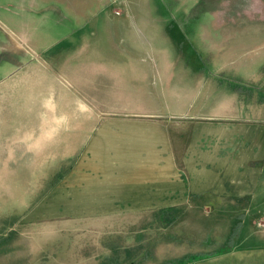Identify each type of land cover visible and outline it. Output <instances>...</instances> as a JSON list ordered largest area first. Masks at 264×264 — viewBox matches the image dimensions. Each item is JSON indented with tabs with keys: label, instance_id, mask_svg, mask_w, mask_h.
I'll use <instances>...</instances> for the list:
<instances>
[{
	"label": "crops",
	"instance_id": "obj_1",
	"mask_svg": "<svg viewBox=\"0 0 264 264\" xmlns=\"http://www.w3.org/2000/svg\"><path fill=\"white\" fill-rule=\"evenodd\" d=\"M74 2L0 0L9 24L0 30L8 54L0 63V177L5 167L29 191L30 182L56 178L29 219L90 230L88 257L96 256L97 230L122 217L138 242L157 225V264H264V95L228 88L216 76L223 64L208 63L211 73L168 58L157 15L136 20L138 47L108 43L113 19L97 27L103 15H94L85 42L61 45L71 34L63 33L50 53L51 32L70 24L62 19L78 21ZM116 21L124 34L126 18ZM135 52L142 71L128 79ZM158 66L178 69L160 95ZM238 217L242 237L227 244Z\"/></svg>",
	"mask_w": 264,
	"mask_h": 264
},
{
	"label": "rangeland",
	"instance_id": "obj_2",
	"mask_svg": "<svg viewBox=\"0 0 264 264\" xmlns=\"http://www.w3.org/2000/svg\"><path fill=\"white\" fill-rule=\"evenodd\" d=\"M74 3H77L75 15H79L78 21L62 19V22L70 24L64 26L62 33L57 30L51 32L54 34L50 40L53 38L56 46L50 53L58 51L57 38H61L63 33L71 34L61 45L85 42L84 35L88 33L84 31L93 27L94 15H103V21L96 22L97 27H103L113 19L110 25L115 30L114 37L108 43L114 47H138L142 37L136 20L142 15H157V40L169 35L168 52L165 53L168 58L181 63L195 62L205 68L208 63V67L210 64H223L222 73L216 76L228 79V88L239 93L242 88L264 95V0H107L105 4L102 0L98 4L94 0H75ZM122 18H126L127 27L123 29L124 34L116 33L121 29L116 20ZM4 23L9 26L0 15V30L9 31ZM52 24L50 22V26ZM24 47L27 51L30 49ZM6 55L0 48V63ZM138 56L137 52L128 56L124 70L128 79L140 77L139 70L142 69L137 65L141 63ZM206 71L214 73L216 70L206 68ZM176 72V68L158 66L157 95L170 91L167 77L175 76ZM148 77L150 90L154 86V76L149 74ZM157 102L161 107L166 103L164 97ZM129 103L137 106L143 101L131 100ZM7 173V168L3 167L0 177V264H157V225L147 228L145 237L138 242L133 239L137 228L123 229L121 221L126 218H114L113 228L97 230L96 256L88 257L90 230L63 232L52 219L33 220L28 217L56 178L48 182H30L33 186L29 191L27 182L13 179L15 175H11L9 180ZM242 221L243 217L237 218L227 244L242 237ZM260 227L264 228L263 225ZM76 237L84 242L80 243ZM77 252L85 255L82 261L73 259Z\"/></svg>",
	"mask_w": 264,
	"mask_h": 264
}]
</instances>
